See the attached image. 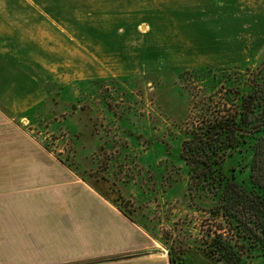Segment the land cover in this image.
<instances>
[{"label":"rangeland","instance_id":"1","mask_svg":"<svg viewBox=\"0 0 264 264\" xmlns=\"http://www.w3.org/2000/svg\"><path fill=\"white\" fill-rule=\"evenodd\" d=\"M0 4L18 21L32 19V39L46 42L31 43L30 51L8 49L16 63H25L28 75L21 77L33 89L30 102L9 92L11 110L18 116L43 101L14 120L18 130L63 153L60 158L130 215L162 254L183 264H212L204 243L225 222L199 210L214 201L188 196L181 145L204 115L202 107L224 105L231 88L248 91V77L264 63V0ZM99 72L110 75L88 79ZM248 164L239 150L223 167L248 183ZM253 251L244 252L246 264H264V255Z\"/></svg>","mask_w":264,"mask_h":264},{"label":"crops","instance_id":"2","mask_svg":"<svg viewBox=\"0 0 264 264\" xmlns=\"http://www.w3.org/2000/svg\"><path fill=\"white\" fill-rule=\"evenodd\" d=\"M8 7L0 4V264H170L141 227L59 159L63 153L18 130L14 120L43 101L18 116L11 110L9 92L30 102L33 89L21 77L25 63L8 49L46 42L32 39V19L18 21Z\"/></svg>","mask_w":264,"mask_h":264},{"label":"trees","instance_id":"3","mask_svg":"<svg viewBox=\"0 0 264 264\" xmlns=\"http://www.w3.org/2000/svg\"><path fill=\"white\" fill-rule=\"evenodd\" d=\"M246 85V93L231 88L234 95H225L224 105L202 107L204 115L181 145L180 156L190 175L188 196L193 201H214L210 208L199 210L225 222L204 243L212 264H246L244 252L252 255L254 249L264 255V63L251 72ZM239 150L249 156L248 183L230 178L223 167L227 157ZM169 261L183 264L172 254Z\"/></svg>","mask_w":264,"mask_h":264}]
</instances>
